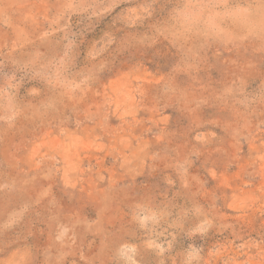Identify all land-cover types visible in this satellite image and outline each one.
I'll list each match as a JSON object with an SVG mask.
<instances>
[{
	"label": "rangeland",
	"instance_id": "374dc122",
	"mask_svg": "<svg viewBox=\"0 0 264 264\" xmlns=\"http://www.w3.org/2000/svg\"><path fill=\"white\" fill-rule=\"evenodd\" d=\"M0 264H264V0H0Z\"/></svg>",
	"mask_w": 264,
	"mask_h": 264
}]
</instances>
